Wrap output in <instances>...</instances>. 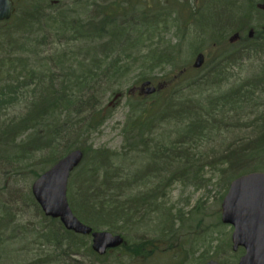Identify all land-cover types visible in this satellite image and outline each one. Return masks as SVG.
<instances>
[{
    "label": "rangeland",
    "instance_id": "obj_1",
    "mask_svg": "<svg viewBox=\"0 0 264 264\" xmlns=\"http://www.w3.org/2000/svg\"><path fill=\"white\" fill-rule=\"evenodd\" d=\"M50 1L56 5L50 8V16H56L61 24L67 23L66 20L68 22L71 20L99 22L105 19L102 13L104 8H107L108 14H112L118 4L117 0H109L107 7L104 6L103 0ZM17 2L19 3V0ZM48 2L44 1V5H50ZM152 2L151 8L154 12L157 11L158 4L163 5L162 7L166 10L158 13L153 12L144 17L141 14L143 11H147L150 1H135L129 9L128 6L125 8L119 6L117 10L125 9L124 14L127 16L124 19L119 17L115 27L119 29L117 30L119 32L125 31L127 37L119 40L112 50L106 49L99 54L104 56L98 58L100 62L102 59L105 61V57H108L107 63L120 61L124 75L116 77V81L111 79V81L105 82L99 91V96L88 93L83 96L85 100L82 103L66 105V108L64 106L63 115L54 118L57 121L54 122L57 126L65 124L60 134L64 138L69 134L70 136L74 134L71 125H77L75 130L77 135L74 137L78 140L75 144L77 147L86 148L89 151V159L84 167L78 168L76 170L78 172H73L70 177L68 196L70 186L72 198L76 202L73 205L78 212L79 203L83 199L81 195L83 196V192L85 194L89 190L91 194L100 196V199L96 198V200L105 202L119 200L121 204L125 203L127 197L123 195L121 199H116L114 189H109L104 180L100 179L98 183L90 181L94 176L92 172L95 166L93 165L94 158L101 152L109 158H111L110 156H119L116 160V164L118 163L119 166H115L117 169L112 167L110 170L112 172H115V169L116 172L119 170L120 173H130L133 176L138 171L143 172L147 164L153 162L154 166L155 152H145V148H141V151L135 154H129L127 151L124 129L130 116H134L132 104L135 101H141L140 103H145L150 107L154 102L166 98V96L175 95L174 103L191 102L199 107L203 116L209 113L208 105L215 101L214 107L210 110L215 115L213 119L217 122L218 129L211 135L213 137L209 141L204 140L199 144L195 141L188 145L192 148L191 155L188 157L194 163V169L187 177V181L183 178L170 181L169 178L173 175L171 169L168 173L161 172L167 186L158 189L157 198L150 204V206L152 205L150 209L148 206L137 215L136 219L139 223L133 233L124 231L125 233L122 234L131 242L160 238L158 242L154 243L156 245H167L166 241L171 238L173 230L175 233L184 234L186 240H184L182 248L175 251L174 254L172 250L167 252L169 253V264H172V255L177 258L176 264H205L211 257L222 263L238 264L242 254L238 255L239 251L233 252L232 250L231 234L233 229L221 222V203L227 192L224 176L220 169L225 170L227 166L219 168L220 159H222L220 157L228 155L239 145L255 140L263 131L264 43L260 47L259 53L232 55L231 44L233 43H229V40L233 37L235 30L245 26L261 31L264 26V0H221L220 3H206L201 11L206 10L207 6L210 9L203 12V18L198 20L201 26L196 25L198 13V15H194V19H190L191 14L196 12L195 10H192L193 13L190 12L189 5L198 6L197 0H187V3L183 4L184 8L179 7V3H177L178 6L173 8L184 12L182 17L178 16L177 18L172 16L169 18L172 8L164 6L166 0H155V3L158 4H154V0ZM64 17L66 19H63ZM141 24H147L149 28L143 30ZM247 33L248 31L244 34L245 38ZM73 37V33L69 31L62 33L60 30L42 35V39L44 38L46 41V44L43 43L45 46L41 48V61L45 69L51 70L55 75L62 76V71L73 67L74 70L82 68L83 62L88 57L84 54L89 49L96 48L98 42H89V44L82 41L71 42ZM127 40H130V44L127 43ZM109 41L107 37L100 40L104 46ZM197 54H202L205 58L204 64L199 69L194 68ZM155 55L162 56V58L153 61ZM167 56L171 59L177 58V60L174 62V60L166 59ZM224 56L225 58L221 59ZM222 61H224L223 65H227L229 68L221 78L212 79L210 69ZM173 66L187 67L188 71L185 74H180L181 70H174ZM4 78L2 77V79ZM142 79H147L155 86L161 87L158 93L151 96L140 94L139 88L142 83L140 80ZM246 85H250L249 88ZM241 87H243L242 92L233 97L237 98L236 100L243 98L242 102L233 104L235 107L228 105L223 107V101L220 99ZM94 101H97V107L93 106ZM25 108L26 104L22 103L14 109L3 112L5 115L3 120L19 118ZM94 110L96 115H92ZM89 116L98 119L97 123L94 121L93 131L90 132L87 130L89 129L86 126L87 120L83 119ZM207 118L210 119L209 116ZM175 123L177 122L156 124V131L148 138L149 142H154H150L153 151H157L158 148L167 150V154L164 153L162 157L170 155L172 152L170 150H174L173 146L183 138L181 135L182 125L185 124ZM179 134L180 137H178ZM64 140L62 138L60 141L54 140L51 149L45 147L37 152L31 163L24 160L16 161L23 156L20 153L14 157L13 154L6 152L3 155L5 159H0V208L12 210L19 222L32 225L42 221L41 214L33 204L24 202V198L28 196V190H31V186L35 182L30 178L33 170L25 168L41 165V160L50 156L51 151H54L52 155L56 156L62 153L65 148ZM147 148L149 150L150 146ZM186 148L179 145L175 150ZM125 154L128 155V159H124ZM254 164H259L264 168V162L257 161ZM258 171H264V169ZM148 173L150 172L148 171ZM147 180H143L139 184L143 187ZM124 182L125 180L121 181L122 184ZM153 187L155 188L157 185L154 184L149 189ZM147 188L144 187V190ZM133 189L138 191L139 188ZM135 190L128 195L131 196ZM117 194L119 193L117 192ZM167 217L169 218L168 223ZM163 225H169V227ZM165 228L167 230H163ZM97 231L107 230L102 228ZM164 231H168L169 234L163 239V242L161 237L165 235ZM89 242L91 243V240ZM86 243L88 242L86 241ZM115 257L116 255L113 254L107 264H114ZM60 258H64V264H100L87 255H79L76 259ZM18 260L20 264L31 261L30 257H22ZM154 260L151 264H160L159 261L154 262ZM161 261L163 264L165 263V259ZM131 263L132 261L128 258H123L122 260L118 259L116 264Z\"/></svg>",
    "mask_w": 264,
    "mask_h": 264
},
{
    "label": "trees",
    "instance_id": "obj_2",
    "mask_svg": "<svg viewBox=\"0 0 264 264\" xmlns=\"http://www.w3.org/2000/svg\"><path fill=\"white\" fill-rule=\"evenodd\" d=\"M44 1L48 2L50 0H19V3L17 0H14L15 11L12 19L0 24V159H5L3 155L6 152L13 154L14 157L20 153L23 156L16 161L24 160L27 163H31L33 156L37 152L43 150L45 147L51 149L54 140L60 141L61 138L65 139V148L62 153L56 156L52 155L54 151H51L52 154L50 156L43 161L41 160V165L25 168L33 170L30 174V178L33 180H36L50 166H53L73 149H80L84 152V160L80 167H84L86 164L89 159V151L86 148L77 147L75 144L78 140L74 137V135H77L75 133L77 125H71L74 134L71 136L69 134L64 138L60 134L65 124L57 126L54 123L57 122L55 121V116L61 117L66 105L82 103L85 100L83 98L85 94L92 93L94 96H99V91L105 82H109L111 79L116 81V77L124 75L120 61L107 63L108 57H105V61L102 59L101 62L98 58L104 57L103 55H99L102 51L106 49L112 50L119 43V40L127 37L125 31L122 30L123 28L119 32L117 31L119 29L115 27L119 17L127 16L124 12L121 14L115 12L108 14L107 18L109 19L107 23L103 20L99 22H77L73 20L68 22L66 20L67 23L61 24V21H58L56 16H50V8L55 4L50 1L48 2L50 5L46 6L44 5ZM137 1L142 2L143 0ZM162 6L161 4L158 5L155 12L151 8L152 6H148L147 11H143L141 15L147 17L153 12L158 13L166 10ZM117 8L119 7L117 6ZM189 9L193 13L192 10L194 8L192 5H189ZM205 11H209V8ZM183 13L181 10L178 12V16L182 17ZM202 13L200 12L197 17L196 25L198 26H201L198 20L203 18L204 14ZM195 14H191L190 19H194ZM63 19H66V17ZM147 27L149 28L147 24H141V29L145 30ZM57 30H60L62 33L67 31L73 33L74 37L70 40L71 42L79 43L82 41L86 44L98 42L96 48L89 49L84 54V56L88 57L83 62L81 69L74 70V67L67 69L62 71V76L55 75L51 70L45 69L41 61V48L46 44L45 39H42V35L45 33L52 34ZM262 34V38H257V45H253V42L252 46L249 47L231 45L233 48L231 49V54L248 55L246 53H259L260 47L264 43V32ZM215 35L217 36V34ZM106 37L110 41L107 44L105 43L104 46L100 40L102 41ZM127 43L130 44V40H127ZM86 46L88 47L89 45ZM160 58L162 56L155 55L153 61ZM223 58L225 56L221 57V59ZM166 59L174 60V62L177 60V58L171 59L168 56ZM223 63L224 61L215 64V66L212 65L213 67L210 69L212 79H218L225 75L226 69L229 66H224ZM173 69H180V74H185L188 71L187 67L179 68L173 66ZM2 77L5 78L2 79ZM146 80L142 79L140 81L144 82ZM249 86L247 87L249 88ZM242 89L243 87L221 98L220 101H223V107L227 105L235 107L236 104H240L243 98L236 100L237 98L233 96L240 94ZM174 98L175 95L171 97L166 96V98L154 102L150 107L145 103H140L141 101H135L132 104L134 116H130L128 124L124 129L128 153L135 154L140 152L141 148H145V152H155L153 156L154 166L153 162L147 164L143 172L138 171L133 176L130 173H120L119 170L116 172L115 169V172H112L110 171L112 167L119 166L118 163L116 164L119 156H110L111 158H109L104 155L105 153L101 152V154H98L99 152H96L98 155L94 158L95 163L93 165L95 166L92 170L94 176L90 181L93 180L94 183H98L100 179L104 180L109 189H114L116 199H121L123 195L127 197L124 204H121L119 200L111 202L96 200L100 196L97 197L91 194L90 190L84 194V187L82 189L83 196L81 195L83 199L79 203L78 212L73 205L76 202L72 198L69 186V202L74 213L94 231L103 228L111 233L121 234L122 236H124L122 234L124 231L133 233L139 223L138 219H136L137 215L148 206L150 209L152 206L150 204L157 198L158 189L167 186L164 183L165 177L161 176V172L165 171L168 173L171 169V174L173 175L169 178V180L171 179L170 181H174L176 178H183V180L187 181V177L191 175L194 163L188 157L191 155L192 149L188 145L193 144L195 141L199 144L201 141L212 139L213 136L211 135L218 129V125L213 119L215 115H213L210 108H213L216 102H211L208 105L209 113L203 116L202 111H199V107L195 104L191 102L177 104L173 102ZM22 103L26 104V108L19 118L15 117L13 120H3L5 118L3 112L5 113L7 110L14 109ZM96 104L97 101H94L93 106L97 107ZM92 115H96L95 110ZM91 116L83 118L87 120L86 126L89 128L87 129L88 132L93 131L94 121L96 123L98 121L97 118H91ZM208 116L210 119L207 118ZM162 122L185 124L182 125L183 130L181 135L183 138L173 146L174 150H170L172 151L171 154L166 157L162 156L164 153L167 154V150L158 148L157 151H153L150 144L153 141L149 142L148 139L156 131V124L159 125ZM262 129V133L255 140L239 145L236 149L230 151L228 155L220 157L222 159H220L219 168L227 166L225 170L220 169L226 183V192L230 183L236 178L247 173L257 172L259 169H264L259 164L253 165L257 161L264 162V126ZM178 137H180V134ZM156 145L158 146V144ZM179 145L180 147L187 148L175 150ZM147 146H150L149 150ZM124 157V159L129 158L127 154ZM148 171L152 175H149ZM76 172L78 171L74 173ZM146 179L148 180L142 187L139 183ZM122 180H125L124 184L121 183ZM154 184L157 187L149 189ZM135 187L139 188L138 191L133 189ZM144 187L148 188L144 190ZM133 190H135V193L129 196L128 193ZM27 195L24 198V202L33 204L41 214L42 221L32 225L24 224L17 220L12 210L0 208V264H20L18 259L22 257H30L31 261L26 264H64V258L60 257L76 259L79 255H87L100 264H104V261L107 264L108 259L113 254L116 255L114 258L116 262L114 264L117 263L118 259L122 260L123 258H128V260L132 261L131 264H136L137 262L139 264H151L155 258L158 259H155L154 262L159 261L160 264H163L161 260L165 259L164 264H169V253L167 252L172 250L174 254L175 251L182 248V244L186 240L184 234L175 233L174 230L171 231V238L166 241L167 245L154 244L160 238L131 242L124 236L126 243L121 248L108 252L104 256H99L91 248L90 237L68 231L59 220L46 217L33 198L31 190H28ZM168 219L167 217V223L169 222ZM163 226L169 227V225ZM164 232L165 235L161 237V241L163 242V239L169 234L168 231ZM243 253V250H240L238 255ZM138 259L139 261L135 262ZM212 259L214 257L210 258V260ZM171 260L172 264L177 263V258L173 255L171 256Z\"/></svg>",
    "mask_w": 264,
    "mask_h": 264
},
{
    "label": "water",
    "instance_id": "obj_3",
    "mask_svg": "<svg viewBox=\"0 0 264 264\" xmlns=\"http://www.w3.org/2000/svg\"><path fill=\"white\" fill-rule=\"evenodd\" d=\"M13 14L12 0H0V23L9 21ZM203 64L204 56L198 55L194 68L199 69ZM160 88L145 81L140 90L145 95H153ZM83 159L82 150L70 152L32 184L31 192L46 217L60 220L68 231L90 236L92 250L103 256L122 246L125 240L109 231H93L72 211L67 198L68 183ZM221 222L233 229V251L244 250L238 264H264V172L245 174L231 182L221 204ZM206 264L220 263L211 260Z\"/></svg>",
    "mask_w": 264,
    "mask_h": 264
},
{
    "label": "flooded vegetation",
    "instance_id": "obj_4",
    "mask_svg": "<svg viewBox=\"0 0 264 264\" xmlns=\"http://www.w3.org/2000/svg\"><path fill=\"white\" fill-rule=\"evenodd\" d=\"M118 1V4H117V6L119 7V6H128V7H130L131 5H132V3H134L135 1H137V0H117ZM146 1H150V5H149V7H151L152 6V0H146ZM174 1V2H173ZM103 2L105 3V5L104 6H106L107 7V5H108V2H109V0H103ZM190 2V1H189ZM219 3V0H197V4H198V6H194V4H190V5H192L193 6V8H194V10H195V12H196V14L198 13H200V12H202L201 11V9H202V7H204L205 6V4L206 3H209V4H211V3ZM177 3H179V7H181V8H184V5L183 4H185V3H187V0H166V3L164 4V6L165 7H171L172 9H171V13H170V16H169V18L172 16L173 18H177L178 17V12H180V10H176V9H174L173 7L174 6H178V4ZM191 3V2H190ZM122 4V5H121ZM154 4H158V3H155V0H154ZM154 4H153V6H154ZM158 5H160V4H158ZM117 6H115L116 7V9H113V12H115V13H119V14H121V13H123V12H125V9H123V11L122 10H117ZM259 7V6H258ZM207 8H209L210 9V7H208L207 6ZM206 8V9H207ZM106 9L107 8H104L103 9V14H104V16H105V19H103V21L104 22H108V18H107V16H108V11H106ZM129 9V8H128ZM150 10H151V8H150ZM197 11H199V12H197ZM205 11V10H204ZM203 11V12H204ZM161 12H163V11H161ZM253 14V13H252ZM120 18H125V17H120ZM246 31H248V33H247V37L245 38V36H244V34L246 33ZM264 32V27L261 29V31H256V30H254V29H252V28H248V26H245V27H242L241 29H239V30H235L234 31V33H233V37L232 38H230V40H229V43H233V44H231V45H234V46H236V45H238V46H241V47H249V46H252V42L254 43L253 45H257V38H262V33ZM252 40V41H251ZM255 40V41H254ZM259 44V43H258ZM198 55V54H197ZM141 93H143L141 90H140V94Z\"/></svg>",
    "mask_w": 264,
    "mask_h": 264
},
{
    "label": "bare ground",
    "instance_id": "obj_5",
    "mask_svg": "<svg viewBox=\"0 0 264 264\" xmlns=\"http://www.w3.org/2000/svg\"><path fill=\"white\" fill-rule=\"evenodd\" d=\"M219 22H220V18H219ZM43 137H45L44 135H43ZM77 170V169H76ZM122 246H120V247H118V248H115V249H112V250H109L108 252H113V251H115V250H117V249H119V248H121ZM98 255V254H97Z\"/></svg>",
    "mask_w": 264,
    "mask_h": 264
}]
</instances>
